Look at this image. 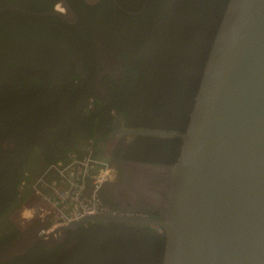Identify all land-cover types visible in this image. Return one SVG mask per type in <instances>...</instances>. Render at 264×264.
I'll use <instances>...</instances> for the list:
<instances>
[{
  "label": "trees",
  "instance_id": "16d2710c",
  "mask_svg": "<svg viewBox=\"0 0 264 264\" xmlns=\"http://www.w3.org/2000/svg\"><path fill=\"white\" fill-rule=\"evenodd\" d=\"M122 1L126 10L142 11L138 0H133L138 3L135 9ZM149 1L140 15L125 20V29L131 30H124L132 37L124 41L132 47L122 50V76L104 78L105 100L90 93L84 73L74 69L64 74L59 57L22 67L27 53L21 43L31 38L38 42L41 36L30 22L43 20L0 19V264H162L166 239L159 229L128 223H88L75 233L66 231L60 242H38L1 256L23 235L24 227L17 222L5 223L33 202L29 190L21 189L27 174L34 177L47 165L61 164L89 139L104 141L119 116L133 129L185 131L230 0ZM67 34L55 31L67 49H73ZM178 142L167 138L148 145L164 146V164L173 165ZM34 154L40 165L32 160Z\"/></svg>",
  "mask_w": 264,
  "mask_h": 264
},
{
  "label": "water",
  "instance_id": "95a60500",
  "mask_svg": "<svg viewBox=\"0 0 264 264\" xmlns=\"http://www.w3.org/2000/svg\"><path fill=\"white\" fill-rule=\"evenodd\" d=\"M66 8L71 17L59 15L75 21ZM136 134L180 139L173 165L134 164L147 179L127 186L161 220L93 216L53 241L88 223H128L160 230L162 264H264V0L229 1L185 131Z\"/></svg>",
  "mask_w": 264,
  "mask_h": 264
},
{
  "label": "flooded vegetation",
  "instance_id": "af4514ba",
  "mask_svg": "<svg viewBox=\"0 0 264 264\" xmlns=\"http://www.w3.org/2000/svg\"><path fill=\"white\" fill-rule=\"evenodd\" d=\"M149 2V0H138V3L143 7L142 11ZM138 3L133 4V0H126L125 5L132 4V9H135ZM59 5L66 10L65 15L69 17L70 13L66 8V5H68L70 11L76 14V20L71 22L62 18L59 15L61 13L59 12ZM11 8L39 14V16L15 11ZM142 11L132 12L126 10L119 0H0V19H2V23H9L13 18L17 20L16 17L21 22L26 18L28 20L30 18L43 20L42 22H30V24L39 27L36 33L41 36H39L38 42L31 38L32 40L25 39L24 43H21L27 53L25 64H22V67H25V65L33 67L37 60H41V63L46 64L48 61L53 62L54 59L59 57L64 62V64H60L63 72H65L64 74H68L74 69L78 74L84 73L90 82V93L104 100L106 99V93L101 87L104 78L112 76L118 80L122 76L124 65L123 60L120 58L122 50L132 47L130 42L124 41L132 37L131 33L125 31L131 30L125 29V20L129 15H140ZM14 13H18L19 16ZM121 13L123 17H121ZM112 15H117V20L113 21ZM53 19L55 20L54 24ZM120 19L123 21H119ZM73 27H76V29L73 30ZM79 30L82 33L77 35L75 32ZM55 31L62 32L63 36L68 35V32L71 38L70 45L73 46V49H67L61 37H56ZM87 63L89 65L88 70L84 68ZM32 71L38 73L37 70ZM44 75L47 77V72H44ZM80 106L81 102L76 105V110ZM131 120L132 122H143L136 121L134 118ZM118 122L119 125H117ZM110 130L104 136V141L93 140V146L100 155L107 151V160L114 169L112 180L102 191L105 203L114 209L138 211L146 214L151 219L161 220L158 211L130 202L133 201L131 197L134 195L131 190H128L127 186L135 177L143 180L147 179L146 175L137 170L134 164L165 166L164 163L167 162L166 148L159 145L149 146L148 142L175 138L136 133H173L133 129V127L126 124L125 119L123 120L121 116L115 119ZM179 148L180 139L173 157L174 162L178 157ZM154 182L159 183L161 179L159 181L155 179ZM77 231L78 229L72 230L73 233ZM37 232L38 225L36 224L25 227L18 242L7 250L5 255L3 253L1 256L14 255L28 250L35 243L45 242L37 237Z\"/></svg>",
  "mask_w": 264,
  "mask_h": 264
},
{
  "label": "built area",
  "instance_id": "2783aa9c",
  "mask_svg": "<svg viewBox=\"0 0 264 264\" xmlns=\"http://www.w3.org/2000/svg\"><path fill=\"white\" fill-rule=\"evenodd\" d=\"M58 8L65 13L62 6ZM94 151L93 140H88L61 164L47 165L34 177L27 174L21 189L31 190L34 196L32 204L20 213L21 227L37 224V237L49 242L61 229L88 217L148 218L144 213L123 212L105 203L102 191L112 180L114 169Z\"/></svg>",
  "mask_w": 264,
  "mask_h": 264
},
{
  "label": "rangeland",
  "instance_id": "374dc122",
  "mask_svg": "<svg viewBox=\"0 0 264 264\" xmlns=\"http://www.w3.org/2000/svg\"><path fill=\"white\" fill-rule=\"evenodd\" d=\"M102 157H103V159L104 160H106V159H108V155H107V151L105 152V153H102V155H101ZM32 160L33 161H36L39 165H40V157L38 156V155H36V154H34V156H33V158H32ZM39 167V166H38ZM28 192H30L31 193V196L33 197L34 196V194H33V192L31 191V190H29ZM19 219V220H18ZM9 220H11V221H8V222H6L5 224H8V223H10V222H17L18 223V225H20L19 223H20V213H19V215L16 213H13V215L10 217V219ZM4 224V225H5ZM30 225H33V224H29L28 226H30ZM21 227V226H20ZM22 228V227H21ZM23 230L25 229V228H22ZM4 255H5V253H4ZM10 256V255H9ZM4 257V256H3Z\"/></svg>",
  "mask_w": 264,
  "mask_h": 264
},
{
  "label": "clouds",
  "instance_id": "9594fccd",
  "mask_svg": "<svg viewBox=\"0 0 264 264\" xmlns=\"http://www.w3.org/2000/svg\"><path fill=\"white\" fill-rule=\"evenodd\" d=\"M60 12V11H59ZM62 13V12H61ZM65 13H66V10H65ZM65 13H63V14H65ZM20 224V223H19ZM32 224V223H31ZM33 225H35V224H33ZM37 225V224H36ZM31 226V225H30ZM25 228V227H24Z\"/></svg>",
  "mask_w": 264,
  "mask_h": 264
},
{
  "label": "crops",
  "instance_id": "0c3cea01",
  "mask_svg": "<svg viewBox=\"0 0 264 264\" xmlns=\"http://www.w3.org/2000/svg\"><path fill=\"white\" fill-rule=\"evenodd\" d=\"M28 225H29V224H28ZM28 225H27L26 227H29Z\"/></svg>",
  "mask_w": 264,
  "mask_h": 264
},
{
  "label": "bare ground",
  "instance_id": "6f19581e",
  "mask_svg": "<svg viewBox=\"0 0 264 264\" xmlns=\"http://www.w3.org/2000/svg\"><path fill=\"white\" fill-rule=\"evenodd\" d=\"M90 140V139H89Z\"/></svg>",
  "mask_w": 264,
  "mask_h": 264
}]
</instances>
